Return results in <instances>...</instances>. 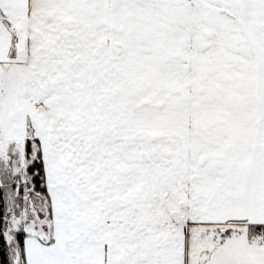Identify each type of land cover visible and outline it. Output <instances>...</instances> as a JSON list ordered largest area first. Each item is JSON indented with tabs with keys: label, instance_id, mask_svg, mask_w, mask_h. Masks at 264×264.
<instances>
[{
	"label": "snow or ice",
	"instance_id": "6c2138e0",
	"mask_svg": "<svg viewBox=\"0 0 264 264\" xmlns=\"http://www.w3.org/2000/svg\"><path fill=\"white\" fill-rule=\"evenodd\" d=\"M0 264H264V0H0Z\"/></svg>",
	"mask_w": 264,
	"mask_h": 264
}]
</instances>
